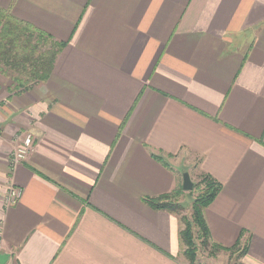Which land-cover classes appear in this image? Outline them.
<instances>
[{"label":"crops","instance_id":"0c3cea01","mask_svg":"<svg viewBox=\"0 0 264 264\" xmlns=\"http://www.w3.org/2000/svg\"><path fill=\"white\" fill-rule=\"evenodd\" d=\"M0 8L65 44L44 82L0 72L6 264H190L179 216L146 201L183 171L222 185L205 210L212 241L264 264V0ZM26 133L34 149L11 167ZM11 186L23 194L6 206Z\"/></svg>","mask_w":264,"mask_h":264},{"label":"trees","instance_id":"16d2710c","mask_svg":"<svg viewBox=\"0 0 264 264\" xmlns=\"http://www.w3.org/2000/svg\"><path fill=\"white\" fill-rule=\"evenodd\" d=\"M64 45V42L54 40L32 24L19 20L0 8V72L17 82L15 88L32 82L46 81ZM157 158L165 161L161 156ZM199 180V182L194 181V189L200 184L204 187L192 198L191 217L181 216L183 227L180 230V241L186 247L183 254L190 264H206L197 259L199 249L196 244L197 239L207 247L214 246L212 248L214 251L230 250L212 241L205 218V210L216 199L222 185L210 175H203ZM193 191L189 193L193 194ZM184 192L183 186L178 184L171 193L156 198H146V201L155 209L180 215L184 207L174 197ZM242 249L243 255H246L247 245Z\"/></svg>","mask_w":264,"mask_h":264},{"label":"rangeland","instance_id":"374dc122","mask_svg":"<svg viewBox=\"0 0 264 264\" xmlns=\"http://www.w3.org/2000/svg\"><path fill=\"white\" fill-rule=\"evenodd\" d=\"M7 77H10V76H7ZM23 87H25V86H22L21 88H23ZM20 141L21 140H19L18 142H20ZM180 177L181 178H180L179 184L182 185V174L181 173H180ZM194 181L199 182L200 180H194ZM202 187H204V186H202V184H200V186L197 185L196 189H193L194 191L192 190L193 194H190L189 191H185L184 193H181L179 196L177 195L174 197V199H177V201L180 204H182V206L184 207L183 211L180 212V215L177 214L179 216L180 220H181V216H183V215H185L187 217H191V214H192V198H194L202 190ZM181 225L183 227L182 220H181ZM196 244H198V248H199L198 252H197V259L201 263H206V264H245V262L243 260L244 252H243L242 248L234 247V248H229L230 250H227V249L221 250L220 249V250L214 251L212 249V248H214V246L211 245V246L207 247V245L203 244L198 239L196 241ZM185 248L186 247L183 246V253H184ZM184 257H185V259H187L185 255H184Z\"/></svg>","mask_w":264,"mask_h":264},{"label":"built area","instance_id":"2783aa9c","mask_svg":"<svg viewBox=\"0 0 264 264\" xmlns=\"http://www.w3.org/2000/svg\"><path fill=\"white\" fill-rule=\"evenodd\" d=\"M21 141L16 145V148L10 154L11 167L25 160L34 149L35 138L32 133H26ZM23 194V189L11 186L4 197L6 206L16 204Z\"/></svg>","mask_w":264,"mask_h":264},{"label":"water","instance_id":"95a60500","mask_svg":"<svg viewBox=\"0 0 264 264\" xmlns=\"http://www.w3.org/2000/svg\"><path fill=\"white\" fill-rule=\"evenodd\" d=\"M182 186L184 191H192L194 189V181L188 171L182 172ZM10 258L8 253H0V264H6Z\"/></svg>","mask_w":264,"mask_h":264}]
</instances>
